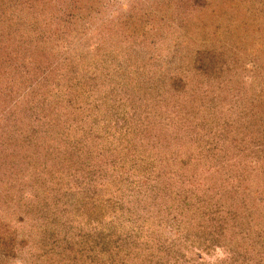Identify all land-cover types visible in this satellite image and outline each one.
<instances>
[{"label":"rangeland","instance_id":"obj_1","mask_svg":"<svg viewBox=\"0 0 264 264\" xmlns=\"http://www.w3.org/2000/svg\"><path fill=\"white\" fill-rule=\"evenodd\" d=\"M63 1L69 5L70 10L65 28L85 33L81 38L85 50L82 56H85L82 59L77 52L71 53L67 49L61 56H66L67 61H74L69 66L72 71L76 70L72 81L75 84L79 83L81 87L84 85L91 89V104L82 108L79 105L81 98H73L74 108L68 109L66 102L69 98L62 101V104H54L53 107L50 103L41 104L43 98L41 93L47 97L50 92L42 84L41 78H38L39 70L44 66L38 59L36 60L38 56L36 54L32 55L31 59L30 55L28 56L29 61L24 62L20 73L15 74L14 70L10 72L0 67V166L9 168L8 162L2 159L6 154H10L8 157L10 160L18 159L16 161L24 166L27 163L26 170H23L26 172L24 179L26 185L17 183L14 179H19L20 176L12 173L7 177L9 180L6 190L0 194V231L5 234V238H11L12 232L16 234L17 231L22 235L26 234L29 244L36 249L31 250L36 251L35 255L38 257L36 260L31 259L29 245H26L22 253L14 252L13 257L0 264H90L99 256L102 260L99 258L97 264L105 262L109 257L114 259V263L111 264H116L117 260L123 262L122 264H156L155 257L160 250L168 254L167 257L172 260L169 264H230L229 259L234 256L224 248L205 247L207 245L204 244L203 251L198 247L203 240L201 236L206 230H210V226L206 225L205 228L202 225L200 216L205 222L209 215L204 210L202 214L203 212L205 214L199 215L200 210L196 207L199 202L192 198L188 199L190 202L188 206L194 210L189 214L190 219L182 215L175 218L172 214L167 215V209L156 204H151L147 210L138 214L137 210L141 207L133 204L131 213L127 202L132 198H124L125 202L119 200L123 206L120 208L121 214L126 213L130 216L124 220L131 221L132 227L135 228L132 233L135 237H140L136 238L138 246L130 241L129 247L132 248L134 255L128 251L124 253L123 243L117 240L118 237L126 236L125 231L120 236L118 231L106 229L107 235L103 243L97 242L94 236H91L93 232L85 237L86 242L79 241L76 238L81 236L83 231H76L82 227L76 226V218L73 216L75 205L80 200L89 206L90 203H86L88 198L86 196H91L97 186L101 185L102 190H105L106 185L114 178L128 182L127 177L136 176L134 171L140 173L141 170L150 178L153 175L152 171L147 173L148 171L141 166L140 169L135 168V165L132 168L125 166L126 161L135 160L136 163V159L132 151L125 149L127 138L124 139V132L121 129L129 123L125 122L126 117L129 121L137 119L130 117L129 114L128 116L125 113L120 114V110L109 108L108 105L101 107L100 103L98 106L97 101L105 94L107 88L108 78L104 77L107 76L105 74L107 71H115L130 76L132 72L144 70L143 74L138 73L136 77L141 74L138 79L140 84H150L153 73L149 69H158L167 64L168 70L164 72L179 75L184 81V87L178 93L180 98H177L183 100V103L174 106V101H177L175 99L169 106L180 108L181 115L186 118L183 123L186 121L193 129L192 135L189 131L184 133L183 137L190 138L193 142L197 138L212 140L211 147L217 146L219 150L217 156L228 158L234 163L232 167H222L216 163V167L209 165L204 171L200 169L201 166L191 162L189 165L199 170L193 173L189 171L183 175L182 190L197 191L192 192L196 195L198 192H208L209 195L205 197L213 200L208 207L218 213L210 219V223L213 222V218L215 222L225 218V210L219 213L217 207L224 204L226 199L213 194L209 189L210 176L214 174L215 179H219V185H225L226 182L232 187L230 194L235 193V199L240 198L242 201L256 199L264 206V186H261L264 184L262 181L264 172L253 170L257 169L255 168L257 165L264 168V101H259L260 96H264V30L255 32L252 30L253 26L241 30L246 27L243 25L246 18L242 16L239 6L240 4L246 6L250 0H203L201 4H193L194 6L190 4L186 9L183 8L182 13L177 11L175 3L172 2L175 0H170V3H167V0ZM259 1L264 4V0ZM17 15L18 12H15L16 17ZM15 16L12 15L13 18ZM76 17L82 23L73 26ZM260 22H262L260 26H264V16ZM118 25L121 29L122 42L116 47L111 34L114 32L113 28L119 27ZM85 27H88V30ZM14 29L16 30L17 26ZM67 36L73 38V34ZM57 42L60 48H64V45L69 46L67 38L61 37ZM208 49L226 54L223 72L215 73L212 77L205 76L196 69V65L203 62V59L197 62V57L206 58L202 55ZM84 59L94 62L95 66L91 67L90 63L86 64V68L81 67ZM77 61L80 62V66ZM93 68L103 76L101 81L98 80L100 76H96L95 79L89 78L90 71H94ZM164 82L157 85L153 83L145 92L143 90L144 93L140 97L138 94L133 96L131 92L127 99L134 100L136 104L131 101L130 105L139 111L148 109L149 117L155 113L159 115L164 113L163 107L167 105L166 96L169 93L167 85L162 90ZM152 90L156 93L153 92V96L148 97L146 94H150ZM227 95L229 96L226 97ZM201 98L205 103L202 104V109H199L197 103ZM155 100L157 102L160 100L161 105H156ZM23 103L26 106L22 105ZM75 108L80 111L77 113ZM144 118L145 116L142 120ZM168 129L170 131L162 132L160 135V138H165L164 141L169 138V133L173 132L170 127ZM174 137L173 134L171 138ZM141 142L144 140H139V143ZM181 146L174 150V153H180ZM180 157H186V153ZM255 162L256 165H251ZM108 166L111 167L108 169ZM12 180L16 183L13 184ZM142 186H139L138 192ZM1 190L3 189L0 187V192ZM134 190L136 192L137 188ZM260 198H263V201ZM52 220L57 223L51 224ZM40 221L49 223L51 232L56 229L49 236L51 242L55 241L56 244L45 245L40 239L44 236L34 232L37 222L39 224ZM135 221L138 222L137 225ZM59 225L64 227V230H60ZM181 225L182 227L188 225L190 232L188 229L186 232L185 229H179ZM163 227L169 240L164 239V236L158 237ZM100 230L102 231V228ZM193 237L200 240H194ZM33 238L36 239V243ZM176 239L179 241L175 242ZM161 243L168 245L174 243L175 245L170 246L171 250L173 247L172 252L166 251L168 248L160 249ZM238 251L242 249L239 248ZM243 253L246 255V252ZM45 257H48L47 263L44 261ZM145 258H150V262H145ZM173 258H176L177 262ZM251 259L250 264H255L252 256ZM238 263L241 264L239 259L232 264Z\"/></svg>","mask_w":264,"mask_h":264},{"label":"trees","instance_id":"obj_2","mask_svg":"<svg viewBox=\"0 0 264 264\" xmlns=\"http://www.w3.org/2000/svg\"><path fill=\"white\" fill-rule=\"evenodd\" d=\"M167 1V3H170V0ZM58 2H55V0H0V67H4L5 70L10 72L11 70H14L15 74L17 72L20 73V70L25 64L24 62L26 60L29 61V58L31 59L32 55L34 56V54H36L38 55L36 56V60L38 59V62L44 66L41 68V70H39L38 78H41V81H43L42 84H44V86L50 92L47 97H44L45 94L41 93V98L43 97L41 104L50 103L53 107L54 104H62V101L69 98L68 102H66V109H68V107H73V98H81L82 101L79 105L83 108L91 104V89L85 87L84 85L81 87L79 83L75 84L74 81H72L74 79L76 70L72 71L69 66L72 65L71 63H74V61L65 60L66 56L62 57L61 53L64 51L66 52L67 49L68 52L71 51L72 53L75 51L81 55V58L84 57L85 55L82 56V54H85V50L84 46H82L83 42L81 38L85 35V33L73 29L67 30V28H65L67 26V20L69 17L68 13H70L69 5H67L63 0H58ZM172 2L175 3L177 11L182 13L184 11L183 8L186 9L190 4H201L203 0H175ZM241 6L242 5L240 4L239 9L242 11V16L246 18L244 20L245 22H243V25L246 27H243L241 30H247L250 26H253L252 30L255 32L264 30V26H260V24H262L260 19L264 16V4L261 3V1L258 2V0H250L246 6ZM197 7L198 6H196V8ZM199 9L202 10L203 8L199 7ZM15 12H18L17 17L15 16ZM200 14H202V11ZM12 15L16 18H13ZM113 20L117 22L115 19ZM251 20L253 21L251 22ZM70 23L72 24L73 22L71 21ZM76 23L81 24L82 22L76 17L73 26H75ZM25 24L27 29H25ZM15 26H17L16 30L14 29ZM85 28L87 29L88 27ZM113 29L114 32L111 35L112 39L115 41L114 46L119 47V44L122 42V40H120V26ZM67 34H73V38L71 39L67 36ZM61 37L67 38L69 46L64 45V48H60L58 46L59 43L57 41L61 39ZM83 41H85V38ZM80 50L81 52H79ZM29 55L30 57L28 58ZM223 55L224 54L221 51L208 49L202 55L206 58L201 56L197 57V62L202 59L203 62H199L198 65L195 63L196 69L198 71L200 70L203 75L208 77H212L215 73L223 72V62L225 60L226 54L224 57ZM48 62L49 64H47ZM77 63L78 66H80V62L77 61ZM90 63L91 67L95 66L94 62L85 60V62L81 63V67L86 68V64ZM143 68H145V64H143ZM164 70H168V64L165 66L162 65L158 69L150 68L149 71H152L153 73L150 84H140L138 81L144 70L132 72V76H128L123 72L118 73L115 71H107L105 74L107 76L104 77L108 78V81L106 80L107 88L105 90V94L99 97L97 101L98 106H100V103L101 107L104 105L106 107V105H108L109 108L112 107L115 110H120V114L125 113L127 116L129 114L130 117H135V119H137V121L132 119L129 121V119L126 117L125 122L129 123L127 126L125 125L126 127L121 129V131L124 132V139L127 138L124 147L128 151H132L135 154L136 159V163H134L135 160H125V166L127 168L131 166L130 168H132L135 165V168L137 167V169H140L139 167L141 166L142 168H145L144 170L146 172L148 171L147 173L152 171L153 175L152 178H150L149 176L146 177L144 172L141 170L140 173L134 171L136 176L134 178L133 176L131 178L127 177L126 180H128V182L124 179L120 180L119 178H114L111 183L106 185L105 190H102V186L99 185L97 186L96 190L93 191L91 196L88 192L87 195L90 197L86 196L88 197L86 198V203H90V207L81 203L82 200H80V202L75 205L76 209L73 217L74 219L76 218V226L82 227L80 229L77 228L76 231H83V234L81 236H77L76 239L86 242L85 237H87V235L90 236V234L93 232L94 234L91 236H94V239L97 242L103 243L107 235V232H105L106 229L118 231L120 236H122L123 231H125L126 236L118 237L117 240L120 241L121 244L123 243L124 253L128 251L130 254L134 255L132 248L129 247V244L131 241L132 244L134 242L135 245L138 246L136 244V238L140 239V237H135V234L132 233V230L135 228L132 227L131 221L124 220L126 218H130V216H128L126 213L121 214L120 208L123 206L120 205L119 200L125 202L124 198H132L127 202L128 210L131 213H133V204L136 207H141L140 210H137V214L138 212L141 213L143 210H147L151 204H156L157 206H162L163 208L167 209V215L172 214L174 218L182 215L187 219H190L191 216L189 214L193 213L194 210L188 206L190 204L188 199L192 198L193 200H197L200 204L196 205L197 209L200 210L199 215H204L205 212H207L209 215V218H207L205 222L201 218L202 216H200L202 225L205 228H207L206 225L210 226V230H206L201 236V240H203L200 242L198 247H201L203 251H205L203 248L205 246L204 244L207 245L205 247L215 246L224 248L226 252H229L231 253V256H234V258L229 259L230 264L238 261V259L241 264H250L252 260L251 256L253 257L255 264H264V206L260 201H257L256 199L252 201H246V199L242 201L240 198L235 199L236 194H230V189L232 187H229L230 185L226 182L224 183L227 186L219 185V179H215L214 174L210 176L211 183L209 189L213 194L219 195L220 197L226 199V202L224 201V204H219V207H217L219 213H222V210H225V218L223 217L224 220L215 222L213 218V222L211 221V224L210 219L217 216L218 213L216 211L214 212L211 207H208L213 201L205 197V195H209L208 192H198L196 195V193L193 194L192 192L197 191L190 192L188 189L182 190L184 179L183 175L189 173V171L193 173L197 169L199 170V168L194 166L192 168L190 166L191 162L195 165L201 166L200 169H203L204 171L209 165H214V167H216L217 164H219L222 167H232L234 166V163L228 160V158L217 156L219 150L217 149V146L211 147L213 145L210 144L212 140H206L205 138H199L198 140L197 138L195 142H193L190 141V138L183 137L185 136L183 134L189 131H191L190 133L192 135L193 129L188 126L186 121L183 123V120L186 118L181 115L182 110L180 108H170L169 106L170 103L175 99L177 101H174V106L176 104L179 105L180 103H183V100L180 101L177 98H180L178 93L181 92V88L183 89L184 81L179 75L176 76V74H167L164 72ZM90 72L89 78L95 79L96 76H100L98 80H102L103 76L98 73L97 69H94V71ZM138 73L141 74L136 77ZM82 76L85 77V75ZM163 81L165 82L162 85V90L166 88V85L169 88L167 89V93H169L166 96L167 105L163 107L164 113H160V115L159 113H155V115L153 114L152 117H149L150 113L148 109L145 108L143 111H139V109H137L135 106L130 105V102L134 101L127 99L131 95V92L133 93V96L138 94L140 97L141 94L146 91V89L153 85V83H156L157 85L159 82L162 83ZM119 90L122 92H119ZM153 92L156 93L154 90H152L150 91V94L147 93L146 95L148 97H152ZM53 93L55 94L53 95ZM159 93H161V91H159ZM228 96L229 95L226 97ZM155 101L156 105H161L160 100L158 102L157 100ZM259 101H264V96H260ZM204 103L205 102L202 100V98L198 99L197 107L202 109L201 107L202 104L204 105ZM134 104H136L135 101ZM22 105L25 104L23 103ZM80 106L79 109L81 108ZM89 108H91V106ZM53 109L55 110V108ZM75 109L77 110V113L80 111L78 108ZM40 110L45 112L42 108H40ZM193 112L194 111H192V113ZM144 116L145 118L142 120ZM262 117L263 115H261V118ZM144 121L146 123H144ZM169 127L173 130V132L169 133V138H167L168 141L167 139L164 141L163 139L165 138H160V135L162 132L170 131L168 129ZM126 130L128 131L125 132ZM173 134L175 137L171 138L173 137ZM139 140H144V142L139 143ZM179 146L182 148L181 152L174 153V150H176ZM185 153L186 157H180ZM8 157H10V154L3 155L2 159L3 161L5 160L8 162L9 168H3L0 166V187L3 189L1 190L0 194H2V191L6 190L9 180L7 177H9V175L12 173L20 176V180L18 178L14 179L17 183L21 182L23 185H26L24 180L26 177V172H23V170H26L27 163L26 166H24L23 164L16 161L18 159L10 160ZM256 163L257 162L251 163V165H256ZM109 167L111 166H108V169ZM255 168L257 169L253 170H263L264 172V168L262 169V166L260 165H257V167L255 166ZM108 169H104V171H107ZM14 180H12L13 184L16 183ZM262 181L264 183V178ZM139 186H142V188L138 192ZM261 186H264V184ZM220 187L222 188L219 189ZM136 188L137 191L135 192L134 189ZM210 195L212 196V194ZM244 196L246 195L244 194ZM260 199L263 201V198ZM202 200L204 202H202ZM69 204L71 205L72 201H70ZM202 210L205 211L203 214ZM119 212L120 214H118ZM114 215H116V217ZM130 220H132V218ZM38 222L34 228V232L39 236H44L43 238L40 237L42 240L41 242L45 245L48 243H50V245L51 243L56 244L55 241L51 242V238L49 237L50 233L55 232L56 229H53L51 232V228L48 226L49 223L40 221L38 224ZM55 223H57L55 220L51 221V224ZM135 224L137 225L138 222L135 221ZM220 225H222V227ZM172 226L175 227L174 224H172ZM100 228H102V231ZM178 228L185 229V232L186 229H188V232H190L188 225H184V227L181 225V227ZM59 229L64 230V227L62 228V226H60ZM84 232H86V234H84ZM63 237L65 238L66 234H64ZM158 237H163L164 239L169 240V237H167V232L165 231V227L161 229ZM192 239L200 240V238L197 237H193ZM178 241L179 240L176 239L175 242ZM34 243H36V239H34ZM172 244L174 243H169V245L161 243L160 246L162 247L160 249L165 250V248H168L166 251L172 252L173 247L172 250L170 247ZM26 245H29L28 248L31 252L29 253L30 258L33 260L38 259V257L35 255L37 254L36 251L31 250L36 249L34 246L29 244L26 234L22 235L17 231L16 234L15 232H12L11 238H5V234L1 233L0 231V263L7 262V260L13 257L15 253H22ZM19 246L21 247L19 248ZM239 248L242 249L243 252H246V255L242 251L239 252ZM120 251H122V247ZM167 256L168 254H165L163 251H158V255L155 257L156 264L171 263L172 260ZM47 258L48 257L44 258L46 263L48 261ZM99 258L102 260V257L99 256L90 264H97ZM173 259L177 262L176 258ZM44 261L42 260L43 263H45ZM175 261L173 262L176 263ZM145 262H150V258H145ZM111 263H114V259L109 257V259L105 260V262L101 264ZM122 263L123 262H120V260L116 261V264Z\"/></svg>","mask_w":264,"mask_h":264}]
</instances>
